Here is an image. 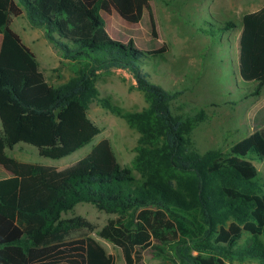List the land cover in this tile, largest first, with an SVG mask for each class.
I'll return each mask as SVG.
<instances>
[{
	"label": "trees",
	"instance_id": "trees-1",
	"mask_svg": "<svg viewBox=\"0 0 264 264\" xmlns=\"http://www.w3.org/2000/svg\"><path fill=\"white\" fill-rule=\"evenodd\" d=\"M152 0H0V264H115L93 237L73 234L91 224L64 218L82 202L117 214L99 235L119 246L126 264H146L143 251H172L181 264H264V248L248 234L264 237V109L255 130L228 149L204 153L192 138L203 112L176 115L178 93L150 79L144 64L166 51H145L131 38L114 40L103 13L138 24L143 5L155 28ZM29 22L65 59L83 64L67 83L43 78L36 54L12 28V16ZM226 22L223 29L234 27ZM241 77L264 87V7L246 13L240 36ZM128 70L149 106L123 112L104 99L140 132L131 167H123L109 139L92 148L88 170L62 177L52 168L8 154L18 143L36 146L42 156L61 159L101 133L89 106L98 97L97 72ZM41 81H34L30 75ZM135 171L139 173L137 177ZM154 241H157L155 243Z\"/></svg>",
	"mask_w": 264,
	"mask_h": 264
},
{
	"label": "rangeland",
	"instance_id": "rangeland-1",
	"mask_svg": "<svg viewBox=\"0 0 264 264\" xmlns=\"http://www.w3.org/2000/svg\"><path fill=\"white\" fill-rule=\"evenodd\" d=\"M263 4L264 0H152L154 29L143 5L138 9V24L127 23L117 13H103L106 29L114 40L127 43L132 38L139 48L150 52L167 48L151 56L143 67L153 82L178 93L171 102L174 114L193 116L204 113V120L192 134L195 146L202 153L217 148L228 149L251 134L261 119L264 87L260 95H253L257 84L241 78L238 57L242 15ZM229 21L235 26L223 29ZM11 25L21 34L28 31L30 35L39 33L37 44L48 49L47 52L53 51L55 60L44 61L38 54L43 78L50 84L63 85L83 68L82 63L65 59L46 38L44 29L32 26L27 16L13 15ZM2 37L0 33V43ZM30 76L36 82L41 81L33 74ZM95 85L98 97L89 106V116L101 128V133L91 143L61 159L42 156L36 146L25 142L8 149V154L20 161L48 166L64 178L75 171L88 170L92 163V148L102 139H109L120 164L131 167L141 134L120 114L106 107L103 100L123 112H137L149 106L146 96L137 87L133 75L125 69L98 71ZM254 163L260 176L264 177L263 163L258 159ZM4 172L0 166V177ZM135 174L140 177L138 172ZM63 217L84 218L91 227L75 232L73 237H93L114 257L115 264H126L122 249L99 235L111 219L118 217L117 214L82 202L63 213ZM247 236L252 243L264 248L263 236L246 233L240 243ZM143 256L146 264H181L168 249L162 254L157 248H148L143 251Z\"/></svg>",
	"mask_w": 264,
	"mask_h": 264
},
{
	"label": "crops",
	"instance_id": "crops-1",
	"mask_svg": "<svg viewBox=\"0 0 264 264\" xmlns=\"http://www.w3.org/2000/svg\"><path fill=\"white\" fill-rule=\"evenodd\" d=\"M257 6V5H256ZM264 7V4L263 5H261V6H257V8H254V9H252V10H249V11H247L246 13H249V12H254V11H258V10H260L261 8H263ZM246 13H244L242 16L244 17V15L246 14ZM21 15H25L26 16V14L25 13H23V14H21ZM20 16V15H19ZM12 26V25H11ZM12 28L21 36V38H22V40H23V42L28 46V47H30L31 48V50L36 54V56H37V59H38V61H39V63H41L40 62V59H39V55H40V57H41V59L42 60H44V61H46V60H50V59H53V60H55V55H53V51H51V50H49L48 52H47V50L46 49H43V47H41V46H39V44H37V39L39 38V33H37V34H33V35H30L29 34V32L30 31H28V33L26 34V33H24V34H21L15 27H13L12 26ZM242 30H243V18H242V27H241V31H240V36H241V33H242ZM42 32V31H41ZM43 33V32H42ZM1 42H2V40H1ZM0 48H1V43H0ZM45 50V51H44ZM240 52V51H239ZM39 54V55H38ZM239 58V57H238ZM238 62H239V59H238ZM239 68H240V66H239ZM242 78V77H241ZM243 79V78H242ZM1 124H2V122H1ZM264 126V124L263 125H261V127H263ZM2 129V126H0V130ZM1 166V165H0ZM2 168H4L3 166H1ZM5 169V168H4ZM5 171L6 172H4V175H2V177H0V179H2V178H7V177H10L11 176V174L5 169ZM1 176V175H0Z\"/></svg>",
	"mask_w": 264,
	"mask_h": 264
}]
</instances>
